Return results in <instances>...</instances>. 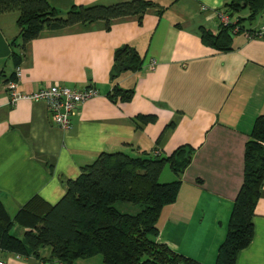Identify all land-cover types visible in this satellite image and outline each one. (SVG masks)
I'll list each match as a JSON object with an SVG mask.
<instances>
[{"label": "crops", "instance_id": "0c3cea01", "mask_svg": "<svg viewBox=\"0 0 264 264\" xmlns=\"http://www.w3.org/2000/svg\"><path fill=\"white\" fill-rule=\"evenodd\" d=\"M45 1L64 14L73 5L120 0ZM145 1L155 8L144 11L139 23L129 16L108 26L94 22L42 31L23 52L17 42L10 45L17 35V13H0V203L11 217L33 196L53 205L63 196L64 183L100 153L164 157L187 146L192 153L181 175L163 168L158 176L159 183L178 180L179 187L174 202L159 212L153 241L195 264H213L242 181L244 144L254 119L264 115V35L236 34L231 50L218 52L201 44L199 29L215 35L217 13L231 22L246 17L230 13L229 0ZM251 24L245 28L240 22L245 31L264 26V7ZM123 45L143 58L140 71L115 79L117 87L131 89L127 102L107 97L113 52ZM16 68L21 93L56 83L76 90L90 87L97 94L80 103L69 127L60 130L42 102L9 103L3 86ZM136 116L154 121L138 124ZM252 225L251 241L237 253L235 264H264V180ZM0 261L59 264L10 253L1 254ZM74 264H101V259Z\"/></svg>", "mask_w": 264, "mask_h": 264}, {"label": "trees", "instance_id": "16d2710c", "mask_svg": "<svg viewBox=\"0 0 264 264\" xmlns=\"http://www.w3.org/2000/svg\"><path fill=\"white\" fill-rule=\"evenodd\" d=\"M225 6L230 13L246 10L247 15L229 25H219L215 35L199 29L201 44L218 52L231 50V30L236 26V34L243 33L240 22L254 21L263 10L264 0H229ZM150 8H155L150 1L120 0L110 5H73L60 14L45 0H0V13H17V35L10 45L17 42L20 52L42 31L94 22L108 26L114 19L129 16H135L139 23L143 12ZM253 31L245 32L252 35ZM17 55L13 54L12 59L16 60ZM142 64V56L133 48L123 45L114 50L109 72L112 86L107 94L110 100L131 99V89H121L114 82L121 73L140 71ZM13 79L14 73L4 83ZM134 121L152 123L154 117L136 116ZM263 142L264 115H260L254 119L244 144L242 181L213 264H235L237 253L251 241L253 210L264 180ZM191 153L187 146H179L164 157L136 151L133 155L100 153L92 163L80 167L75 179L64 183V194L53 205L33 196L11 217L0 203V256L10 253L59 264H74L94 256L100 257L101 264H195L153 241L159 212L174 202L179 187L178 180L161 184L158 176L165 166L176 177L181 175ZM13 226L22 230L21 238L9 233Z\"/></svg>", "mask_w": 264, "mask_h": 264}, {"label": "built area", "instance_id": "2783aa9c", "mask_svg": "<svg viewBox=\"0 0 264 264\" xmlns=\"http://www.w3.org/2000/svg\"><path fill=\"white\" fill-rule=\"evenodd\" d=\"M203 9V8H201ZM219 25L226 26L233 22L229 20L225 15L217 13ZM238 27H234L231 30L233 36L238 32ZM246 37H260L264 35V26H260L252 32V35L247 32H243ZM154 62L148 64V69L152 70ZM18 68L14 71V81H8L4 83L3 89L8 95L9 103L13 104L18 100H28L31 102H42L49 114L51 122L60 130H66L69 127V118L76 112L77 107L83 101L95 96L97 92L90 87L85 89L76 90L60 86L58 84H52L49 87H41L32 93L25 94L16 90V80L19 77ZM264 152V142L261 143ZM0 264H3L0 261Z\"/></svg>", "mask_w": 264, "mask_h": 264}, {"label": "rangeland", "instance_id": "374dc122", "mask_svg": "<svg viewBox=\"0 0 264 264\" xmlns=\"http://www.w3.org/2000/svg\"><path fill=\"white\" fill-rule=\"evenodd\" d=\"M246 13H247L246 10H241V11H240V14H241L243 17L246 16ZM251 25H252V24H251V23L249 24L247 21H242V26L245 27V28H247V27H249V26H251ZM163 168H167V166H165V167H163ZM162 170H163V169H162ZM162 170H161V171H162ZM9 233L12 234V235H15V236L18 237V238H21V233H22V231H21V229H19V228L13 226V227L10 229Z\"/></svg>", "mask_w": 264, "mask_h": 264}]
</instances>
